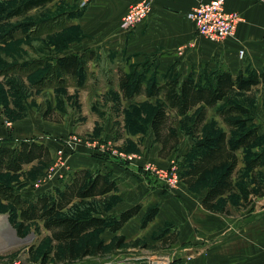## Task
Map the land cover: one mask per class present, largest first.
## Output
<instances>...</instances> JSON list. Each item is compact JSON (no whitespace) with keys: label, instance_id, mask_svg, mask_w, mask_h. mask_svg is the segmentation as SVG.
<instances>
[{"label":"crops","instance_id":"obj_1","mask_svg":"<svg viewBox=\"0 0 264 264\" xmlns=\"http://www.w3.org/2000/svg\"><path fill=\"white\" fill-rule=\"evenodd\" d=\"M139 1L90 0L81 14L71 18L67 27L82 28L84 36L81 42L76 47L57 54L56 58L70 53L92 52L91 59L94 60L97 53H100L118 61L123 71L131 72L133 64H140L152 57L157 63L150 67L145 85L151 80L149 77L153 72L157 75L154 79L159 83L170 80L169 69L173 65L181 73L178 75L181 79L192 76L196 80L204 78L208 74L206 72L222 68L230 70L234 75L247 66L258 71L264 70V0H227V10L239 12L243 20L238 24L235 34L221 42H213L199 35L195 23L189 19L188 12L198 0H153L152 9L143 22L131 29H123L124 15L131 5ZM241 49L245 50L243 59L239 55ZM116 75L114 83L109 85L116 84L122 95L118 70ZM88 83L89 80H86L85 86ZM255 88L264 91L262 85H258L249 92ZM136 99L137 97L124 98V102ZM254 121L259 134L264 136V115L259 113ZM149 125L157 160L165 161L160 165H169V160L181 144L180 132L178 149L168 157H160V145L154 140L151 120ZM15 133L21 139L8 143L2 139L4 131H0V145L16 146L22 140H30V137H25L29 133L18 132L17 127ZM38 142L49 146L53 159L56 147L43 139ZM191 148L192 146L181 155L182 159ZM241 152H245V149L238 150V167L234 178L237 186L216 200L215 210H208L203 206L209 185L204 192L196 194L194 187L181 179V186L177 191L168 194L140 179L137 167L141 168L145 161L134 159L131 163L137 165L134 167L88 154L73 156L70 161L72 175L76 170L87 169L91 173L104 174L114 181L115 187L102 195L74 199L62 210L63 214L80 216L78 213L70 214V209L75 210L80 201L87 206L82 213L86 217L96 216L107 220L119 218L127 209L139 205L138 212L116 231L109 227L86 230L79 238L76 248L78 251L88 249L89 252L76 256H71L65 243L52 236V232L44 227L43 221L36 219L27 222L24 235L20 236L10 222L9 215L0 213V264H10L11 260L18 257L29 264H118L122 260H126V264H148L152 254L161 252L172 256L177 253L173 264H264V180L256 176V171L262 170L264 178V165L254 170L248 168L246 157ZM245 169L249 170L251 178V186L243 185L250 191L248 198L241 199L242 202L237 207L231 203L220 205L221 200L239 189L240 176ZM70 180L71 177L56 185L53 183L49 188L44 184L39 190L32 191L33 194H30L31 191L18 193L26 199H33L44 193L55 195L58 190H64ZM44 187L47 188L43 189ZM95 202H100V205L95 206ZM153 207H158V213L144 225V218ZM16 218L20 220L19 210ZM31 224H38L39 227L29 229ZM166 227V234L157 238V232ZM100 243L102 246L97 247ZM188 256L191 257L190 260L187 259Z\"/></svg>","mask_w":264,"mask_h":264},{"label":"rangeland","instance_id":"obj_2","mask_svg":"<svg viewBox=\"0 0 264 264\" xmlns=\"http://www.w3.org/2000/svg\"><path fill=\"white\" fill-rule=\"evenodd\" d=\"M23 1L25 0H0V131H4L2 139L8 143H15L21 139L15 133L17 127L18 132L29 133L25 137H30V140L43 139L56 148L49 165L36 161L19 173L8 171L0 173V178L17 191L22 193L31 191L30 194H33L32 191L39 190L44 184L49 188L53 183L56 185L67 181L73 176L70 161L76 155L99 156L119 165L130 164L137 167L135 163L131 164L133 162L126 163L129 161L120 156V153H132L137 161H145V164L150 162L157 168L171 169L172 165L177 166L179 181L174 188H169L143 167L145 165L137 167L143 182H149L156 190L171 194L181 186L182 178L179 173L182 166L181 155L195 143L203 140L207 133L231 130L217 112L220 107L235 102L248 107L253 116L248 126L255 125L256 115L259 113L264 115V91L259 88L251 92L232 91L216 107L208 109L206 121L193 133V120L199 109L196 107L180 118L181 122L177 123L181 136L179 149L169 160V165H160L165 161L157 160L156 149L149 132L151 113L158 100L145 99L140 95L132 102H124L116 84L109 85L114 83L117 78L116 70L121 68L118 61L109 55L97 53L95 59L87 63L84 74L85 81L89 80L87 86L85 81L79 85L77 78L69 76L63 78L64 83H60L53 75L57 54L76 47L84 36L80 26L70 29L67 27L71 18L81 14L90 0L80 2L53 0L23 15L11 14ZM5 34L13 38L4 39ZM156 63L157 61L151 57L140 64H133L132 71H136L144 81H147L150 67L156 66ZM179 73L173 65L169 69L170 80ZM156 76L153 72L149 78H157ZM40 79L43 84L39 85L36 82ZM2 139L0 138V142ZM96 142L103 146L93 147L92 144ZM58 149H63L64 154L60 156ZM262 150L264 151V138L260 146L253 148L252 151L245 150L241 155L247 157L253 151ZM261 171H256V176L264 180ZM248 173V169L242 171L238 183L239 191L221 200L220 205L231 203L237 207L239 202H242L241 199H246L244 192L247 187L243 185L251 186ZM246 176H249L248 179ZM212 181V177H209L193 190L196 194L204 192ZM93 204L98 206L100 202ZM84 208H87L85 203L77 202L75 210L70 209V214L82 215ZM17 211L11 202L0 196V213H7L11 223L18 222L15 214ZM38 227V224H31L29 229ZM82 243L84 244V240ZM164 254L171 255L173 264L177 253L173 256L166 252ZM187 259L190 260L191 257L188 256Z\"/></svg>","mask_w":264,"mask_h":264},{"label":"trees","instance_id":"obj_3","mask_svg":"<svg viewBox=\"0 0 264 264\" xmlns=\"http://www.w3.org/2000/svg\"><path fill=\"white\" fill-rule=\"evenodd\" d=\"M52 1L25 0L11 14L20 16ZM6 37L13 38L9 34H5L4 39ZM91 58H93L92 52L59 56L54 62L53 75L60 83H64L63 78L69 76L77 78L78 84L82 85L85 81L87 63ZM118 71L123 98L134 99L145 95L158 100L153 107L150 120L154 140L160 145L158 151L160 157H168L178 149L180 137L177 123L194 108L199 107L193 120L195 130H192L193 133L205 122L208 108L216 106L232 91H250L258 85H262L264 89V70L258 71L252 68L242 69L236 75L222 68L197 80L192 76L185 79L177 76L165 83H159L153 78L146 85L144 78L136 71L125 72L121 68ZM36 83L43 84L42 79ZM217 112L231 130L207 133L203 140L192 146L180 161L182 166L179 168L181 178L190 187L199 186L212 177L209 191L203 199V206L208 210H215L216 200L236 188L234 178L238 167V150L244 148L252 151L253 148L261 145V140L264 138L259 134L256 125L248 126L253 116L249 108L242 103L224 105ZM35 161L45 165L51 163V152L45 143L22 140L16 146L0 145V173L3 171L18 173L24 166ZM263 165V150L253 151L246 157V166L252 170ZM114 187V181L109 180L104 174L79 169L74 172L64 190H58L55 195L44 193L33 199H26L11 184L0 178V196L11 202L20 212V220L12 222L18 235H24L27 222L41 220L55 239L65 243L71 256L88 254V249L78 251L76 248L79 238L86 230L109 227L116 231L138 212L139 205L127 209L119 218L112 217L110 220L96 216L75 217L62 213V210L74 199L102 195ZM249 192L245 190L246 198ZM157 213L158 207L149 209L143 224H147ZM167 231L168 228L160 229L156 237H163ZM100 246L102 243L97 245Z\"/></svg>","mask_w":264,"mask_h":264},{"label":"built area","instance_id":"obj_4","mask_svg":"<svg viewBox=\"0 0 264 264\" xmlns=\"http://www.w3.org/2000/svg\"><path fill=\"white\" fill-rule=\"evenodd\" d=\"M88 1V0H86ZM153 0H140L130 6L123 17V29H131L143 22L152 9ZM227 0H198V3L188 12V17L195 25L199 35L213 42H221L235 34L238 24L243 20L242 15L237 11H229L226 8ZM243 59L245 50L241 49L239 53ZM10 125V124H9ZM93 147L103 146L96 142ZM58 154H64L63 149H58ZM125 161H134L132 153H120ZM147 170L151 171L161 179L169 188H174L179 181L178 168L172 165L171 169H161L148 162L145 164ZM153 257L148 259V264H171V255L164 253H154ZM10 264H26L21 258L14 259ZM118 264H126V260Z\"/></svg>","mask_w":264,"mask_h":264}]
</instances>
